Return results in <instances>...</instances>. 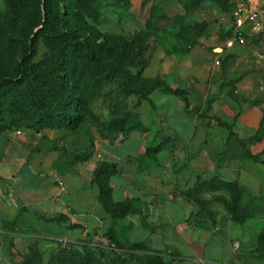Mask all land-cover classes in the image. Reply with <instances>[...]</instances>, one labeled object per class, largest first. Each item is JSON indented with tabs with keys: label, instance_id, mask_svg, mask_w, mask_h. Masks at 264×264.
<instances>
[{
	"label": "crops",
	"instance_id": "obj_1",
	"mask_svg": "<svg viewBox=\"0 0 264 264\" xmlns=\"http://www.w3.org/2000/svg\"><path fill=\"white\" fill-rule=\"evenodd\" d=\"M160 54L142 76L160 77L170 88L186 91L188 108L178 97L153 91L150 103L142 101L136 110L141 128L124 136L97 137L86 162L58 163L57 154L47 149L45 130L0 137V257L17 252L24 256L34 243L46 252L55 242L78 244L80 236H100L113 229L121 244L144 243V254L157 255L166 264H264L256 252L257 235L264 229V103L254 106L229 95L233 87L248 101L259 96L250 73L233 86H221L247 72L236 67L256 52L230 38L223 44L200 40L183 58ZM227 56L233 63L223 74ZM213 117L232 126L235 138L245 142L261 130V140L248 143V150L260 155L262 163L240 159L235 140L226 147L228 131L208 119ZM158 146L155 152L147 151ZM224 150L227 156L220 164ZM102 161L118 167L109 179L112 201L131 200L140 213L109 220L90 184ZM215 176L236 181L244 191L243 205L253 204L255 213L243 224L233 223L221 204L211 206L212 220L192 218L198 209L181 193ZM69 183L73 187L68 189ZM213 196L228 198L223 191L201 194L206 201ZM98 207L102 212L94 213ZM60 215L64 221L52 220ZM53 224L58 235L44 230Z\"/></svg>",
	"mask_w": 264,
	"mask_h": 264
},
{
	"label": "trees",
	"instance_id": "obj_2",
	"mask_svg": "<svg viewBox=\"0 0 264 264\" xmlns=\"http://www.w3.org/2000/svg\"><path fill=\"white\" fill-rule=\"evenodd\" d=\"M75 4L83 0H70ZM184 10L190 13L197 10L202 2H209L225 15H231L232 3L230 0H183ZM8 14L5 22L0 23V43L3 38V30L6 26L12 31L20 33L21 54L17 65L11 72L0 76V137L5 133L22 130H32L36 133L44 130L63 129L76 131L80 125L88 119L99 131L105 135L121 134L127 135L135 129L141 128L140 115L137 112L126 114L100 122L90 110V104L98 98H113V89L120 91L129 97L137 94L139 99L134 105L136 109L142 101L150 103L148 96L155 90L165 95H172L182 99L188 108L187 93L181 89L170 88L160 77L153 79L142 76L144 69L148 66V60L144 57L143 43L146 39V32L139 31L133 34L132 40L126 41L121 48V56L118 60L107 65L102 61V55L107 48L102 42L96 39L81 40L76 33L67 32L58 27L62 23L61 0H10L8 2ZM22 13L23 24L18 29L16 25L17 12ZM159 20L169 22L171 25H180L182 22L177 19L170 20L165 15L158 16ZM40 29L35 32L37 26ZM208 25L205 22L194 23L192 26H184L192 31L196 37H201ZM42 38L47 47V56L33 62L36 55V44ZM257 43L258 37L250 40ZM136 51V60H132L130 67L136 69L132 76L146 87L144 91H134L127 85L123 74L124 66L122 57L130 51ZM233 58L227 56L222 63L223 74L228 73ZM251 71L241 72L237 78L222 84L221 86H233ZM234 101H242L257 106L256 100L248 101L235 93L232 87L229 92ZM134 109V110H135ZM198 112V110H195ZM4 112V114H1ZM205 117V114H202ZM218 126L228 131L226 147L231 140H235L241 148L240 159L250 160L254 163H262L260 155H252L248 150L249 142L261 140V130L258 131L248 142L238 140L233 135L232 126L222 122L218 118H208ZM144 131L145 129L142 128ZM104 135V136H105ZM159 148L148 149V152H155ZM224 150L220 158L223 164L227 156ZM92 156V151L83 153H70L69 166L86 162ZM118 173V167L113 162L102 161L98 163L91 176V186L97 189L96 201L102 210L113 221L124 218L126 215L140 213V210L131 200L113 202L111 199L112 189L109 186V179ZM206 192L223 191L228 198L213 196L206 201L201 194ZM244 191L236 182H228L213 177L206 182H198L191 189L181 193V197L193 203L197 212L192 218L206 217L213 219L210 208L214 204H221L230 219L235 224H243L251 218L254 213L253 204L243 205L242 197ZM53 221H64L65 217L60 215ZM14 226V223L10 224ZM27 231V230H25ZM97 244L91 247L83 245L80 250L75 244H63L55 242L51 252H55L52 264H166L157 255L144 254L146 247L144 243H133L123 245L119 242L113 229L107 230L104 234L94 236ZM108 248L111 257L102 250ZM260 259L264 260V229L257 235V248ZM134 253L142 255L134 259ZM42 252L36 243L29 247L28 252L23 256L20 264H42Z\"/></svg>",
	"mask_w": 264,
	"mask_h": 264
},
{
	"label": "rangeland",
	"instance_id": "obj_3",
	"mask_svg": "<svg viewBox=\"0 0 264 264\" xmlns=\"http://www.w3.org/2000/svg\"><path fill=\"white\" fill-rule=\"evenodd\" d=\"M9 1L0 0V23L5 22ZM61 6L63 7L62 23L58 27L67 32L78 34L81 36V40L91 41L94 38L98 43L102 42L107 48H111V51L110 49L105 51L101 58L107 65L119 59L121 48L126 44V41L132 40L133 34L139 31L146 32L143 55L148 63L156 56L157 52H161L160 55L163 57L183 58L200 40L223 44L231 38L230 16L221 13L217 7L205 1L197 10L190 13L185 12L183 0H83L78 4L70 0H61ZM160 15H165L170 20L177 19L183 25H171L170 21L159 20L158 16ZM23 20L22 13L18 11L16 20L18 29L21 28ZM201 22L208 25L201 37H196L192 31L184 28V26H192L194 23ZM40 27V25L37 26L35 32ZM2 38L0 43V76L14 69L21 54L19 31H12L5 26ZM245 47L252 48L256 54L248 58L250 60L248 63H238L236 68L240 71H251L255 89L259 93L255 100L261 105L264 103V37L260 38L257 43L250 42ZM135 53L136 51L131 50L124 58L122 57L124 71L121 75L126 78L125 81L129 88L137 92L146 90V87L132 77L136 73V69L130 67V64L132 60H136ZM46 56L47 47L43 39L39 38L33 62ZM111 89H113L111 100L98 98L90 104V110L100 122L118 118L127 112H136L138 108H134L139 99L137 94L126 97L120 91ZM263 128L264 124H262ZM45 134H47L45 139L48 151L57 154L58 163L69 164L70 153L90 151L94 147L93 142L96 138L103 139L105 132L99 131L91 121L86 119L76 131L53 129L45 130ZM260 136L262 137V134ZM1 186L4 185L1 184ZM50 186L48 192L53 187V185ZM71 187H73L72 184H67L68 189ZM93 192L96 193L95 188H93ZM16 201L19 202L18 199ZM95 212L102 211L98 207L94 210ZM44 230L55 235L59 234V229L54 224L45 226ZM77 233L81 235L80 231ZM77 241L78 244L75 245L78 246L79 250L85 244H89L91 247L97 244L93 232L80 236ZM102 250L107 254V257H111V254L107 253V247ZM51 251L52 248H47L46 252H42V264H52L55 252ZM5 253L3 252V254ZM23 253L17 252L13 255L8 253L5 258L0 257V264H20L23 260ZM141 255V253H134L133 258L136 259Z\"/></svg>",
	"mask_w": 264,
	"mask_h": 264
},
{
	"label": "built area",
	"instance_id": "obj_4",
	"mask_svg": "<svg viewBox=\"0 0 264 264\" xmlns=\"http://www.w3.org/2000/svg\"><path fill=\"white\" fill-rule=\"evenodd\" d=\"M231 3L232 42L245 46L254 37H264V0H232Z\"/></svg>",
	"mask_w": 264,
	"mask_h": 264
},
{
	"label": "bare ground",
	"instance_id": "obj_5",
	"mask_svg": "<svg viewBox=\"0 0 264 264\" xmlns=\"http://www.w3.org/2000/svg\"><path fill=\"white\" fill-rule=\"evenodd\" d=\"M217 52H219V50H216Z\"/></svg>",
	"mask_w": 264,
	"mask_h": 264
}]
</instances>
